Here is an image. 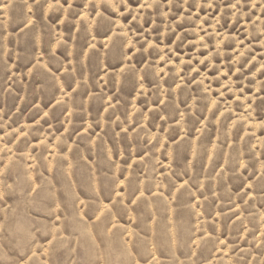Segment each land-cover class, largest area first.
I'll use <instances>...</instances> for the list:
<instances>
[{
    "label": "rangeland",
    "instance_id": "rangeland-1",
    "mask_svg": "<svg viewBox=\"0 0 264 264\" xmlns=\"http://www.w3.org/2000/svg\"><path fill=\"white\" fill-rule=\"evenodd\" d=\"M0 264H264V0H0Z\"/></svg>",
    "mask_w": 264,
    "mask_h": 264
}]
</instances>
